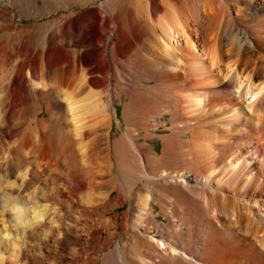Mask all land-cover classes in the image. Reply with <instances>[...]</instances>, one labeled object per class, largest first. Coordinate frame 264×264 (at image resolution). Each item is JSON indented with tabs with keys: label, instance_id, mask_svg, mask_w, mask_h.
<instances>
[{
	"label": "bare ground",
	"instance_id": "1",
	"mask_svg": "<svg viewBox=\"0 0 264 264\" xmlns=\"http://www.w3.org/2000/svg\"><path fill=\"white\" fill-rule=\"evenodd\" d=\"M90 1H100L99 7L61 27L66 36L87 29L85 51L80 48L84 45L79 49L62 45L55 52L51 47L29 51L0 41V264H169L170 259L179 264H264V181L258 182L254 175L258 166L264 168V0H120L117 12L108 6L116 0ZM162 12V24L157 27L153 21L159 23ZM91 20L97 22L94 31ZM157 29L159 33L154 34ZM174 29L180 30L190 54L168 43ZM147 35L155 36L165 51L163 61L145 50L147 43L141 42ZM195 39L200 41L201 54ZM139 43L143 54L138 53ZM147 55L155 58L147 63ZM122 58L146 65L150 81L187 90V105L182 109L179 97L172 99L171 118L182 110L195 120L207 112L224 116L233 109L234 114L224 116L220 126L212 125L210 136L202 125H190L194 121L184 124L193 137L184 146L187 150L179 153L177 131L162 155L139 147L137 132L132 130L113 146L105 117L108 109L114 110L120 93L113 79L122 78L117 67L124 63ZM95 86L100 90H91ZM234 146L244 150L233 154ZM119 150L133 153L126 159L128 164L125 161L128 172L143 174L155 188L168 193V198L161 199V208L172 209L170 238L159 239L135 227L133 244L111 250L102 260L104 247L97 250V237L93 247L75 248L71 258L68 245L45 249L18 237L25 232L26 215H31L28 222L33 227L47 206L42 200L58 197L57 183L63 177L73 178L72 172L84 178L76 177L71 190L87 202L91 197L107 201L113 192L120 197L130 194L132 188L123 180L116 158ZM175 155L182 166L174 163L172 168L160 169L161 161ZM29 188L33 191L27 195ZM136 191L139 195L142 190ZM141 194L137 203L142 214L159 226L151 217L154 194ZM69 203L68 208L76 206L74 201ZM230 206L234 220H222V210ZM81 207L82 212L89 211ZM141 208L135 211L141 213ZM242 216L253 224L249 226L255 231L253 239L239 249L222 245L219 235L234 231L232 223L241 222L237 218ZM9 225L16 227L18 242H9ZM187 231H195L196 236L190 237ZM187 243L195 253L186 250ZM46 250L56 256L49 260Z\"/></svg>",
	"mask_w": 264,
	"mask_h": 264
},
{
	"label": "rangeland",
	"instance_id": "2",
	"mask_svg": "<svg viewBox=\"0 0 264 264\" xmlns=\"http://www.w3.org/2000/svg\"><path fill=\"white\" fill-rule=\"evenodd\" d=\"M83 1H86L85 5L81 4L83 3ZM116 1H113L108 5L109 8L114 12H117L119 10V4L122 2L120 0H116ZM98 5H100V1L93 3L90 0H0V41L9 44L10 46L22 45L24 48H26L29 51L51 47V50L55 52L56 48H58L59 46L61 47L62 45H69V46L71 45L72 49L75 48L79 49L78 46L84 45L85 47H80V48H82L81 49L82 51H85L87 49V46L85 45L84 42L87 41L86 39L88 37V30L84 28L82 31L77 30L75 31V33L73 32L72 34L66 36L62 28L70 20L73 19L79 20L87 12H91L97 9L99 7ZM162 14H164V12L159 13V16L157 17V19L159 18V23L156 21V19H154L155 21L152 20L153 22H155V24L157 23L156 24L157 27H160L162 24L163 21L162 20L163 18H161L163 17L161 16ZM88 22H90L92 31H94L95 26L97 24L96 20H91ZM158 29L156 30V32H154V34L159 33ZM173 32H174L173 37L170 38L171 41L169 40L168 43L171 44V46L176 47L178 50L182 52L185 51V53L190 54V50L185 49L187 46L186 41L180 35L181 33L180 30L178 31L177 29L176 30L174 29ZM154 37L155 36L152 37L147 35L141 42V43L144 42L147 43L145 44L146 51H149L150 53L152 52L153 55H157L156 58L153 57L152 55L145 56L146 58L145 57L144 58L146 59L147 63L151 62L153 58H155L156 60L163 61V59L161 58H163V55H165L164 54L165 51L163 50V48H159V45L156 42L157 40L154 39ZM141 43H139L140 49H138V53L143 54L144 48L143 46H141ZM195 44L197 47H199L198 50L201 54L203 50L201 51L202 46L200 45V41L195 39ZM141 48H143V51L141 50ZM158 56L161 57L159 58ZM122 59L124 63L117 64V67L120 69L118 70L122 74V78L116 79L115 77L113 79V83L115 86L117 85L118 91L120 93L116 99L114 110L108 109L106 112L107 116L105 117V119L108 118V120H105L106 131L108 132V130L111 127V131H112L111 141L113 146L122 137L126 136V134L129 131L130 132L133 131L135 133L137 132V137L139 138L138 143L140 144L139 147L147 146L150 149H154L159 155H162L163 150L166 148L167 141H169L175 135L174 133L177 131L180 132L178 135L180 136L181 145H176L175 150L178 151L179 149L178 152L176 151V153H179L180 151L182 152V148H184V146L187 147V143L192 139L190 137H193L192 135L193 132H191L190 130L191 128H188V125H184V124H190L191 123L190 121H194L195 123L190 125H194V126H198V124L202 125V128L203 129L205 128L204 130L207 132L210 129H212L211 127L212 125L215 126L218 124V126H220V124L223 122L222 119H224V116L226 117L234 114L233 109L232 112H229L224 116L217 114L216 111H215L216 113L207 112V113H202L200 115L201 118L195 120L193 114L185 113L186 110L185 111L182 110L181 113L177 115L180 120L178 119L177 116L171 118L172 114L169 112L168 109L171 108V107L169 108V106H171V104L175 101V99L174 100L172 99L178 96L179 97L178 105L181 106L180 109H182L185 105H187L185 95L188 92H186V94L184 93L187 90L180 87L173 88V86H170L166 83L163 84L159 82L157 83V81H150L149 75H147L146 73V71L148 70L146 69V65H142L140 63L138 64L137 60H134L133 63V62H128L125 58ZM139 82L142 83L141 84L142 86L139 84ZM91 90L97 91L100 90V87L98 88L95 86L92 87ZM227 104L229 108L233 106L232 103H227ZM152 124H154L155 127ZM206 128L208 130H206ZM211 133L212 131L209 133V136ZM185 140L186 141L189 140V141L186 142ZM186 147L183 150H187ZM234 148L236 149L235 150L236 153L234 152L233 154H238L240 151L242 152L244 150L243 148L237 149L236 146H234ZM130 154H133L132 151L130 150L128 151L119 150V152H117L116 154V158L118 157L117 161L123 168V174H122L123 180L127 183V185L130 188L133 189V190L131 189L132 191L130 190L131 192L130 194L128 195L124 194L122 197H120L117 192H113V194L110 197L108 196L107 198H105V200L107 199V201L103 200L97 202L91 197V200L87 202L83 200L82 194H80L79 192L78 193L75 192L74 194L72 192L71 188L72 186H76V179L84 178L81 175H77L76 173L74 174V172H72L71 177L73 178H70L71 180L67 179V177H63L57 183L58 185L57 187L61 190L60 191L61 194H59L58 197H55V199L50 198V199L42 200V203L47 206H45L44 208L42 207L41 215L37 219L33 227H31L30 223L28 222L29 219H31V215L29 214L26 215V220H28L27 222L29 224L26 222V224L28 225L25 224L26 227L24 229L25 232H22V235L19 234L18 236L16 227L14 228V226L11 225L10 228L9 225L8 228L9 233H11L12 235V237L9 238L10 239L9 242L10 243L16 241L18 242V237L23 236V239L21 240H24L26 243L41 245L45 247V249H48L49 247H50L49 249H51V247L55 248L57 246L60 247L63 245L64 246L68 245L69 246L68 255L70 256L68 257L66 255V257L71 258L72 255L70 253H74L78 249L81 250L82 247L83 248L93 247L91 244H94L95 242L94 243L91 242H93V238L97 237L96 239L98 242L96 243L98 244L95 247L97 248V250L99 247L101 248L104 247V251L102 250L101 253L102 254L101 259L103 260L104 255L110 253L111 250L117 249L119 247L123 248L125 245L126 246L128 245V247H130V244H133V234H131V230H136L135 227H137V229L141 228L142 231L143 230L144 232L147 231L151 235L153 234V236L159 239L163 237L170 238L172 228H170L169 226L172 220V219L170 220L171 217L170 212H172V209L170 207L167 212V208H166L165 209L167 212L166 213L162 211L161 208V199L168 198L169 195L168 193L161 192L160 189L155 188L156 185L150 180H147L143 176V174L142 175L141 173H139L140 175L137 173L131 174V172H128V169L126 168L125 165V161L126 164H128V160L126 159L130 157L129 156ZM176 155L172 158L170 157L169 161L168 160H166L165 162L159 161L160 162L159 164L157 162L158 166L161 167L160 169L166 170L170 167L172 168L171 165L173 164V166H175L174 163L179 167L182 166L183 164L181 163L183 161H181V158L177 157ZM191 163L192 162L189 161V164ZM124 168L127 169V171L124 170ZM128 173L129 176L127 175ZM133 174L136 175L135 176L136 178L137 175L140 176L139 178L142 181L140 179H137L138 180L137 181L135 177L132 176ZM254 175L255 177L259 178L258 182L264 181V168L262 170V168L258 166V168H256V170L254 171ZM49 184H50L49 186H51V183ZM139 188H141L142 191H140V194L138 195L136 190H138ZM155 189L157 190L155 191ZM32 191L33 188H29L26 190L25 194L28 195ZM141 192L143 194H146L148 192H152V194H154L156 201L154 200L152 203V207L154 208V213L152 214L151 217L154 221L155 219H157V222H159L160 224L159 226L161 229L159 228V226L150 223L149 218H147L145 215L142 214L143 208H141V206H138L137 203V201L140 200L139 196L142 195ZM160 193L162 194L161 198L159 196ZM105 194L108 193L105 192ZM85 197L87 198V196ZM178 198L179 200H181V197ZM78 199L82 200L84 204L81 203ZM70 201L71 202L74 201L76 206L80 204L83 207H88L89 211L87 213L82 212V207L73 206L74 203L72 205L73 207H70L72 209L68 208ZM97 206L99 207L97 208ZM140 208H141V213L137 211L138 215H136L137 212L135 211V209L139 210ZM224 209L222 210L223 211L221 213L222 215L220 214V218H222V220H225V218L229 219L230 217L231 220L233 221L234 220L233 217L235 216L231 215L232 207L230 206V208H224ZM226 214L228 215V217ZM238 219L239 221L243 222V224H241V222L239 223L234 222L232 223L234 231L230 230L225 233H222V235L221 234L219 235L218 238H220V236H223L222 240H220L222 237L218 240L222 245L226 247H235V248L237 247L236 249H239L240 247L244 246V243L246 244V242L248 243L253 239L252 237H254L253 234L255 233V231H253L252 228H250L252 227L250 225L253 224H248L247 219L244 216L238 217L237 220ZM11 222L14 223L13 221ZM143 222L148 223L147 229H146L147 226H141L143 225L142 224ZM178 223L180 222H175V224ZM33 228H34V232H33ZM163 231L165 232L163 233ZM192 232H193L192 234L196 236V232L195 231ZM187 233L188 235L190 233V237L194 236V235L191 236L192 234L189 231H187ZM177 234L180 235V233L178 232ZM98 238H101V240ZM88 241H90V245L89 243H87ZM187 244L189 245V247H187L186 250L190 253H195L196 251L193 249L192 244L189 243ZM70 250L72 252H70ZM44 253L49 260L53 259V257L56 256V253L52 254V252H48V251ZM83 258H86V254L83 256ZM212 262H214V260ZM97 264H102V261L98 262ZM169 264H179V262L178 260L170 259Z\"/></svg>",
	"mask_w": 264,
	"mask_h": 264
}]
</instances>
